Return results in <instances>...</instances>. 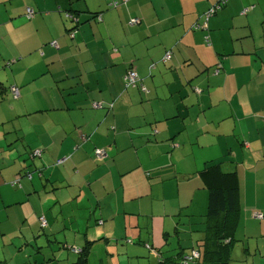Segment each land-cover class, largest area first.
<instances>
[{
  "label": "crops",
  "instance_id": "1",
  "mask_svg": "<svg viewBox=\"0 0 264 264\" xmlns=\"http://www.w3.org/2000/svg\"><path fill=\"white\" fill-rule=\"evenodd\" d=\"M111 1L0 0L3 264L43 237L51 258L72 260L61 242L100 239L90 259L104 250L110 264L156 261L136 240L160 248L174 233L178 244L185 246L181 236L193 243L187 215H204L208 196L198 172L221 158L227 170L236 169L231 160L239 166L238 233L264 238V223L253 218L264 213V0H227L207 30L194 26L219 0H128L118 8ZM67 10L79 19L74 38ZM167 51L173 57L165 64ZM131 68L149 93L125 86ZM9 86L19 88L17 100ZM96 101L113 107L95 109ZM95 147L108 151L103 163ZM36 149L44 153L31 168L26 153Z\"/></svg>",
  "mask_w": 264,
  "mask_h": 264
},
{
  "label": "trees",
  "instance_id": "2",
  "mask_svg": "<svg viewBox=\"0 0 264 264\" xmlns=\"http://www.w3.org/2000/svg\"><path fill=\"white\" fill-rule=\"evenodd\" d=\"M128 0H112L110 3L111 8H118L119 6L125 4ZM227 0H219L214 3L203 15L204 24H197L194 26V30H207L209 21L212 17L217 15L219 11H221L226 6ZM254 6H249L248 8L243 9V15H246L249 11L253 10ZM29 10L33 13L30 14ZM98 20L101 19V15L96 13ZM95 15V14H92ZM25 16L27 19H33L35 16V11L32 8H27L25 12ZM66 18L73 24V27L69 29V35L71 38H74L79 30V19L77 18L76 12L69 11L65 12ZM134 20H138V23H133ZM140 23V20L135 18L130 21V25L134 26ZM206 42H209V37H205ZM52 44H55L53 42ZM57 45V44H55ZM173 57L172 51H167L165 56L163 57V63L168 64ZM153 67V66H152ZM213 73L215 75L220 74L222 70V65L218 62L214 68H212ZM136 73V79L133 82L129 81V73ZM125 86L128 88H139L144 93H149L147 88L142 84L141 78L139 77L137 71L134 68L128 69L127 73L124 76ZM9 95H11V100H17L20 96V90L16 86H9ZM2 91V90H1ZM195 92L198 94L202 93V90L199 88H195ZM95 109L102 110H111L113 107V103L104 102V101H96L92 104ZM233 139L239 141L238 144H242V140L240 141L238 137L235 135L232 136ZM82 140H88L87 136H81ZM243 145H246V142H243ZM103 150L105 152V157L103 159H99L97 156V151ZM4 149L0 148V165L2 164ZM38 153V154H37ZM44 151L40 149L30 150L26 153L28 164H30L32 168V164L36 160L42 157ZM94 157L96 162L103 163L105 159L108 157V151L106 148H94ZM232 155V152L228 153ZM69 157L65 156L59 158L55 161V166L63 165ZM232 164H236V169L227 170L224 168L227 161L224 158L211 160L205 163L204 167L198 172L199 178L201 179L202 185L207 191V210L204 215L194 216L187 215L189 222L192 223L193 227L188 231L192 235L191 238L186 239L189 245L182 246L178 244L176 253H174V248H167L166 250H162V247H156L149 243H143L142 240H136L135 245L142 247V249H146L151 254H156V261L149 264H231L233 251L235 246L239 240V223L242 220L243 207L239 204L240 197V184L241 178L238 173V163L236 161L231 160ZM29 167V168H30ZM26 175L29 178H32V171L30 169L25 171ZM150 176V173H147ZM20 178H16L14 184L19 182ZM191 218L194 220L191 221ZM253 218L257 220L259 224L264 223V213H253ZM39 221V233L42 235H46V232L49 228V222L45 216H40L38 218ZM45 222V223H44ZM98 223L102 224L101 220H97ZM188 222V223H189ZM186 226V225H185ZM188 227V226H187ZM185 237L182 238V242L186 241ZM97 241L100 239L89 240L86 239L83 246H75L68 245L66 242H61L60 249L68 251L69 253L75 254L72 255L74 259L67 261V264H92L90 261L91 254L93 252L94 246ZM35 244H29L24 248H35V245H39L38 240L34 238ZM41 242V240H40ZM54 242V241H52ZM129 242H131L129 240ZM38 243V244H37ZM42 248H48V245L42 246L37 249L27 250L24 256L20 258V264H55V261L60 262L62 258L67 259V257H60L56 255H52V258L49 256L40 255L42 253ZM188 250V252H186ZM247 253L248 250L246 249ZM34 252V253H33ZM172 254V255H171ZM195 254H198V257H195ZM256 254L259 255L260 258H264V249L256 251ZM36 255H40L35 259ZM148 256V255H147ZM71 258V255H70ZM148 258V257H147ZM68 260V259H67ZM5 263L4 260H0V264ZM100 264V263H96ZM254 264V261H253Z\"/></svg>",
  "mask_w": 264,
  "mask_h": 264
},
{
  "label": "rangeland",
  "instance_id": "3",
  "mask_svg": "<svg viewBox=\"0 0 264 264\" xmlns=\"http://www.w3.org/2000/svg\"><path fill=\"white\" fill-rule=\"evenodd\" d=\"M136 231H144L146 232V227L143 226V228H136ZM245 232V231H243ZM152 234V232H149ZM163 233V231H162ZM256 235L248 233L247 235H244L243 233H239V240L235 246V249L233 251V257H232V262L231 264H253V261H256V263H261L264 262V259H260L259 255L256 254V251L259 252V250L264 249V238L260 237H255ZM169 240H167V245H164L162 247V250H166L167 248H174L176 253L177 248L179 247L178 242L179 238L177 236H174V233L170 236H168ZM181 239L183 238L182 236L180 237ZM160 242V240H159ZM185 242V246H187V241ZM42 243V244H41ZM47 239L46 237H43L41 239V242L39 245H35V248L30 247L28 250H33L35 249L37 251L38 248L44 247L47 244ZM132 247L134 245H131ZM135 248V247H134ZM142 248V247H140ZM101 249V248H100ZM99 249V250H100ZM246 249L248 250L249 253H247ZM48 248H42L41 251L42 253L40 255L46 256L48 254ZM102 250V249H101ZM146 250V249H144ZM188 252V250L186 251ZM34 253V252H33ZM67 257V255H66ZM151 258L150 262L153 263L154 260L152 259L153 257L151 256H146V258H143L144 260L140 264H149V259ZM74 259L73 257H71ZM67 259L62 258V261L57 262L55 261V264H67ZM91 263H100V264H110L109 257L107 256L106 252L103 250L101 251V254H94L92 259H90ZM138 261H141L140 259H130L129 258V264H137ZM9 264H20V262H15L13 260H10L8 262Z\"/></svg>",
  "mask_w": 264,
  "mask_h": 264
},
{
  "label": "built area",
  "instance_id": "4",
  "mask_svg": "<svg viewBox=\"0 0 264 264\" xmlns=\"http://www.w3.org/2000/svg\"><path fill=\"white\" fill-rule=\"evenodd\" d=\"M29 13L32 14L33 12L31 10H29ZM133 23H138V20H134ZM53 45H55V44H53ZM128 78H129V81L130 82L135 81V79H136V73L130 72ZM97 156H98L99 159H103L105 157V152L103 150H98L97 151ZM195 257H198V254H195Z\"/></svg>",
  "mask_w": 264,
  "mask_h": 264
}]
</instances>
